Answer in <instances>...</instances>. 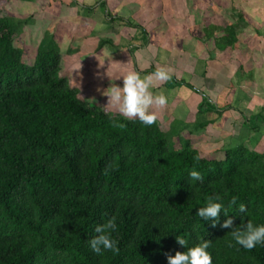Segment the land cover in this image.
I'll list each match as a JSON object with an SVG mask.
<instances>
[{
  "label": "trees",
  "instance_id": "1",
  "mask_svg": "<svg viewBox=\"0 0 264 264\" xmlns=\"http://www.w3.org/2000/svg\"><path fill=\"white\" fill-rule=\"evenodd\" d=\"M15 28L0 11V264H264V155L170 150L155 119L80 99L55 51L23 62Z\"/></svg>",
  "mask_w": 264,
  "mask_h": 264
},
{
  "label": "rangeland",
  "instance_id": "2",
  "mask_svg": "<svg viewBox=\"0 0 264 264\" xmlns=\"http://www.w3.org/2000/svg\"><path fill=\"white\" fill-rule=\"evenodd\" d=\"M0 11L23 62L55 51L80 99L155 119L170 150L189 142L207 158L237 145L264 155V120L247 122L264 118V0H7ZM231 25L241 48L225 45ZM203 96L225 110L202 113Z\"/></svg>",
  "mask_w": 264,
  "mask_h": 264
}]
</instances>
